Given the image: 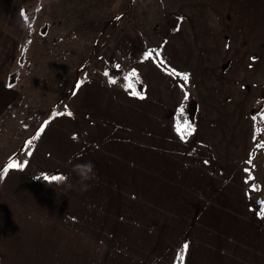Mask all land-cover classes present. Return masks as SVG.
<instances>
[{
	"label": "crops",
	"instance_id": "1",
	"mask_svg": "<svg viewBox=\"0 0 264 264\" xmlns=\"http://www.w3.org/2000/svg\"><path fill=\"white\" fill-rule=\"evenodd\" d=\"M160 1L174 24L156 58L175 71L144 56L128 71L134 81L80 83L12 159L23 167L2 171L0 240L9 237L11 256L20 249L27 264L102 259L104 250L85 244L83 227L94 222L93 211L83 213L93 205L84 204L71 158L95 164L86 195L109 184L113 194L101 199L116 194L126 204L107 211L140 209L133 224L153 229V249L116 257L119 264H176L180 256L181 264H264V0ZM187 97L198 123L182 138L177 114ZM65 175L72 188L47 178Z\"/></svg>",
	"mask_w": 264,
	"mask_h": 264
},
{
	"label": "rangeland",
	"instance_id": "2",
	"mask_svg": "<svg viewBox=\"0 0 264 264\" xmlns=\"http://www.w3.org/2000/svg\"><path fill=\"white\" fill-rule=\"evenodd\" d=\"M163 8L160 0H0V182L9 161L46 117L62 110L77 85L97 76L134 81L130 68L154 57L174 24ZM96 184L94 198L85 191L83 196L84 204L93 205L83 216L93 211L88 217L94 222L91 230L83 227L84 238L90 237L84 243L104 250L96 264H119L116 257L125 262L124 254L153 249V229L150 234L133 224L140 209L107 211L106 205H125L126 199L115 194L103 200V191L113 194L111 186ZM2 229L0 223V238ZM106 243L118 256L107 255ZM11 244L9 237L0 240V264H27L20 249L10 255Z\"/></svg>",
	"mask_w": 264,
	"mask_h": 264
},
{
	"label": "trees",
	"instance_id": "3",
	"mask_svg": "<svg viewBox=\"0 0 264 264\" xmlns=\"http://www.w3.org/2000/svg\"><path fill=\"white\" fill-rule=\"evenodd\" d=\"M156 56H157V53H155L154 58L159 62V64L165 67L166 69L170 70L165 64H163L160 60H158ZM170 71L173 72L172 70ZM178 78L182 86L184 87V89L188 91L189 87H188L185 77L181 74H178ZM181 108L183 109V111L180 110ZM185 121H187L191 125L190 129L185 126ZM197 123H198V105L195 100H190L187 97V99L182 102L178 110L177 124L179 125L180 128H182L185 134L189 135L196 129ZM181 261H182V256L178 258L176 264H181Z\"/></svg>",
	"mask_w": 264,
	"mask_h": 264
},
{
	"label": "clouds",
	"instance_id": "4",
	"mask_svg": "<svg viewBox=\"0 0 264 264\" xmlns=\"http://www.w3.org/2000/svg\"><path fill=\"white\" fill-rule=\"evenodd\" d=\"M68 162L72 164V168L79 182L80 190H88L89 187H91L90 182L97 176L94 162L91 160H76L75 163H72L71 158ZM63 181L65 182L66 187H73V182L68 179L67 175L63 177Z\"/></svg>",
	"mask_w": 264,
	"mask_h": 264
},
{
	"label": "snow or ice",
	"instance_id": "5",
	"mask_svg": "<svg viewBox=\"0 0 264 264\" xmlns=\"http://www.w3.org/2000/svg\"><path fill=\"white\" fill-rule=\"evenodd\" d=\"M27 18V17H26ZM146 55H151V53H147ZM173 71H175V70H173ZM133 72H135V69L133 70ZM105 75H108V73L106 72L105 73ZM182 75L185 77V79H187V77H188V74L187 73H182ZM109 81L110 82H115L114 81V78H112V77H109ZM135 95H141V93H139V92H137V93H135ZM181 111H183V109L181 108L180 109ZM66 114L67 115H69V116H71L73 113L70 111V110H67L66 111ZM185 126L187 127V128H191V125L187 122V121H185ZM177 132L178 133H180V135H181V137L182 138H184L185 137V132H183L182 130H181V128L179 127V125L177 126ZM7 167L8 168H12V167H16V168H20V167H23V165L22 164H19V163H16L14 160H10L9 161V164L7 165ZM48 179H53V180H56V179H63V177L62 176H57V177H47ZM253 187H255L254 185H253ZM261 203H264V201H261ZM260 215L262 216V217H264V210H262L261 212H260ZM188 247V245H187V243H185L184 244V248L186 249Z\"/></svg>",
	"mask_w": 264,
	"mask_h": 264
}]
</instances>
